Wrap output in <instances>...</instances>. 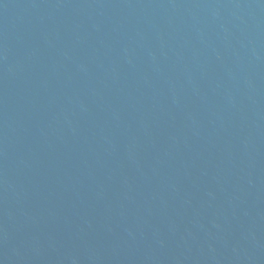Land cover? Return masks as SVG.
Returning <instances> with one entry per match:
<instances>
[{"label": "water", "instance_id": "1", "mask_svg": "<svg viewBox=\"0 0 264 264\" xmlns=\"http://www.w3.org/2000/svg\"><path fill=\"white\" fill-rule=\"evenodd\" d=\"M0 264H264V0H0Z\"/></svg>", "mask_w": 264, "mask_h": 264}]
</instances>
